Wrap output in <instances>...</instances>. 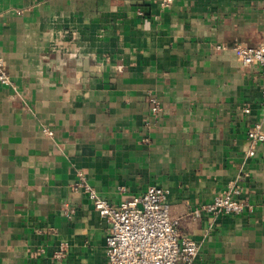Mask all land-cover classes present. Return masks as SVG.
Masks as SVG:
<instances>
[{
    "label": "crops",
    "instance_id": "obj_1",
    "mask_svg": "<svg viewBox=\"0 0 264 264\" xmlns=\"http://www.w3.org/2000/svg\"><path fill=\"white\" fill-rule=\"evenodd\" d=\"M160 1L0 0V264H53L62 243L64 264L107 261L79 173L115 205L168 189L193 264H264V142L246 156L264 75L235 51L264 44V0ZM237 179L244 213L190 214Z\"/></svg>",
    "mask_w": 264,
    "mask_h": 264
},
{
    "label": "built area",
    "instance_id": "obj_2",
    "mask_svg": "<svg viewBox=\"0 0 264 264\" xmlns=\"http://www.w3.org/2000/svg\"><path fill=\"white\" fill-rule=\"evenodd\" d=\"M171 2L172 0H161L160 6L166 8ZM235 51L243 65H261L264 75V44H237ZM0 83L12 84L7 65L1 56ZM261 100L264 108V86L261 90ZM150 101L152 114L159 116L163 111L160 101L155 96L151 97ZM245 111L249 112L250 109L246 108ZM263 126L264 113L261 120L251 125L247 131L250 147L246 156L249 158L256 155L258 146L264 142ZM44 132L49 136L54 134L48 128H44ZM143 140L148 142L149 138L145 137ZM240 177L242 179V175ZM73 188L83 190L99 215L111 224L106 237L107 261L104 264H193L198 256L200 244L193 238L182 236L179 228L180 218L171 215L169 191L165 187L151 185L142 194L117 205L100 196L82 173H79V179ZM63 208L68 216L74 211L67 204H64ZM247 208L248 200L242 184L237 179L230 183L225 191L215 195L212 201L200 205L190 214H209L217 218L223 215H240ZM66 248V244L62 243L54 251L53 264H64L67 257Z\"/></svg>",
    "mask_w": 264,
    "mask_h": 264
}]
</instances>
